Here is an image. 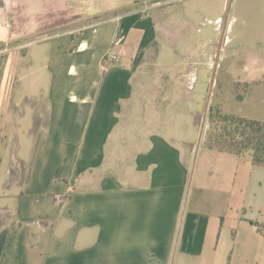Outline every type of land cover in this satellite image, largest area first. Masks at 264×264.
I'll return each mask as SVG.
<instances>
[{
    "label": "crops",
    "instance_id": "crops-1",
    "mask_svg": "<svg viewBox=\"0 0 264 264\" xmlns=\"http://www.w3.org/2000/svg\"><path fill=\"white\" fill-rule=\"evenodd\" d=\"M139 1L18 0L70 20L1 49L0 264H264V167L199 140L213 65L221 113L264 123V0H179L177 43Z\"/></svg>",
    "mask_w": 264,
    "mask_h": 264
},
{
    "label": "rangeland",
    "instance_id": "rangeland-1",
    "mask_svg": "<svg viewBox=\"0 0 264 264\" xmlns=\"http://www.w3.org/2000/svg\"><path fill=\"white\" fill-rule=\"evenodd\" d=\"M138 3L143 7L146 6L150 7L151 11L152 10L157 11L156 20L159 27L158 30L159 42L177 43L179 40L180 32L184 31L183 25L178 23V10H179L178 7L179 4H182L183 2H179V0H148V1L141 0ZM202 5L203 2L200 0H197L195 2L193 1V3H191V7L194 6L196 8H199L197 12L198 17L200 15H205L203 11L204 9L202 11L200 9ZM27 7H28V1L26 3V9ZM43 8L46 7L43 5ZM169 8H171L173 12L171 14H164L163 10L165 9L167 10ZM215 12H216L215 9L210 8L206 13V15H208L209 18H211L215 15ZM21 13H22L21 11L19 12L18 0H0V92H1L2 84L11 81L9 75L13 76L12 73H9V71H7L6 67L3 71L2 60L4 61H8L9 59L12 60V55L15 54L16 56L17 54V52H14V54H11L10 56H6L2 54L1 49L3 45H6V47H8V45L17 46L18 44L20 45L28 44L35 40L45 38L55 30L60 28L59 26L64 27L66 23L70 20L67 18L66 13L51 15L49 12H45L42 13L39 18H35V19L33 17H29L28 14L24 16V12L22 14ZM203 22L204 25L201 27L202 28L201 38L204 42H206L212 36L211 29L213 28V25L212 22L211 23L208 21H203ZM221 26H222V22L219 23V29H221ZM219 33H218V37H216L215 39L216 40L215 47L217 44L220 43ZM185 38L187 42H189V40L192 39V37L189 34L186 35ZM213 69H214V65L213 67L208 69L207 80H210ZM4 77L6 78L3 79ZM206 89L208 91V83L206 84ZM212 93H213V88H212ZM217 103H219V101H217L215 97L210 98L208 111L209 109L210 110L212 109L211 111L212 124L208 126L207 139L209 141V144H212L216 147L230 148L232 142L235 143L232 137L233 129L229 126L228 122L224 121L225 114L221 113V111L218 109L219 104ZM206 117L208 119V116ZM29 121L30 118L25 115L23 117V123ZM200 121H201V115L198 118V123H200ZM28 144L29 142L27 140H23V147L21 151V154L23 156L26 155ZM1 148L2 147L0 143V149Z\"/></svg>",
    "mask_w": 264,
    "mask_h": 264
},
{
    "label": "trees",
    "instance_id": "trees-1",
    "mask_svg": "<svg viewBox=\"0 0 264 264\" xmlns=\"http://www.w3.org/2000/svg\"><path fill=\"white\" fill-rule=\"evenodd\" d=\"M211 111L209 109L207 122L209 126L212 124ZM224 121L228 122L232 130V142L230 148L219 147L231 152H239L241 150L252 151L253 164L264 167V123L259 121L247 120L244 118L225 115ZM209 146H214L209 144ZM216 147V146H214Z\"/></svg>",
    "mask_w": 264,
    "mask_h": 264
},
{
    "label": "water",
    "instance_id": "water-1",
    "mask_svg": "<svg viewBox=\"0 0 264 264\" xmlns=\"http://www.w3.org/2000/svg\"><path fill=\"white\" fill-rule=\"evenodd\" d=\"M220 45H221V41L219 43V46ZM216 68H217V66H215L214 69H213L212 76H211V81H210L209 88H208V91H207V97H206V102H205V106H204V110H203V117H202L201 126H200L199 140H200L201 134L203 132L204 123H205L206 115H207V112H208V106H209V102H210V98H211V94H212V88H213V85H214Z\"/></svg>",
    "mask_w": 264,
    "mask_h": 264
}]
</instances>
